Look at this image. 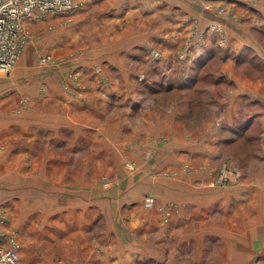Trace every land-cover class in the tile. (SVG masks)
I'll return each instance as SVG.
<instances>
[{
    "label": "rangeland",
    "instance_id": "obj_1",
    "mask_svg": "<svg viewBox=\"0 0 264 264\" xmlns=\"http://www.w3.org/2000/svg\"><path fill=\"white\" fill-rule=\"evenodd\" d=\"M70 1L0 71L18 264H264V0Z\"/></svg>",
    "mask_w": 264,
    "mask_h": 264
},
{
    "label": "built area",
    "instance_id": "obj_2",
    "mask_svg": "<svg viewBox=\"0 0 264 264\" xmlns=\"http://www.w3.org/2000/svg\"><path fill=\"white\" fill-rule=\"evenodd\" d=\"M73 7L70 0H0V71H8L18 58L25 22ZM152 202V196L145 198L146 205ZM18 248L15 233L0 227V264H18Z\"/></svg>",
    "mask_w": 264,
    "mask_h": 264
},
{
    "label": "crops",
    "instance_id": "obj_3",
    "mask_svg": "<svg viewBox=\"0 0 264 264\" xmlns=\"http://www.w3.org/2000/svg\"><path fill=\"white\" fill-rule=\"evenodd\" d=\"M131 10V9H130ZM131 12V11H130ZM112 24L115 23V21H112L111 22ZM264 101V100H263ZM17 123L16 120H11V124L12 126H14V124ZM15 127V126H14ZM1 131V130H0ZM263 218V217H262ZM250 226V232L254 235V238L256 239L257 238V235H259V232L261 231V229H259V227H263V221L262 220H259V223L258 221L256 222H250V224H247L246 226ZM37 261V260H36Z\"/></svg>",
    "mask_w": 264,
    "mask_h": 264
}]
</instances>
